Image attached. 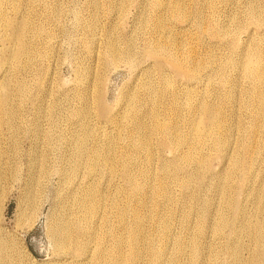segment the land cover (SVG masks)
I'll list each match as a JSON object with an SVG mask.
<instances>
[{"label": "rangeland", "instance_id": "1", "mask_svg": "<svg viewBox=\"0 0 264 264\" xmlns=\"http://www.w3.org/2000/svg\"><path fill=\"white\" fill-rule=\"evenodd\" d=\"M155 1L158 0H6L0 10V22H4L2 17L6 20L0 33V49L12 27L24 19L40 21L44 32L34 38L38 51L36 57L40 59L36 61L35 58L36 70L28 66L19 73L25 84L24 93L12 90L9 95V105L14 112L10 126L2 122L0 111L3 176L0 182V230L7 239L8 250L16 264H94V257L87 262L75 263L76 258L60 254L49 232L55 216L62 211L60 201L65 206L63 211L69 221L77 219L85 223L80 201L91 193L100 195L103 213H112L110 206L113 203L110 201L117 200L118 207L125 211L130 224L135 216L139 217L145 246L152 244L156 249L165 250V254L158 258L160 264H234L236 256H240L241 264H249L253 252L252 257L258 259H251V263L264 264V243L252 240L255 228L238 224L234 209L244 206L246 213L242 218L248 224L262 219L254 210L253 195L244 198L240 191L258 189L259 178L264 175V160L255 162L251 173L233 163L236 157L247 160L252 153L254 144L249 145L248 139L253 134L250 131L253 117L243 113L241 108H244V91L252 88L256 81L254 76L244 78L242 72L230 63L220 67L222 60H238L245 53L251 54L256 47L259 53H264V23L259 27L250 21L251 14L247 15L251 4L264 9V0H159V7L155 6ZM175 3L180 5V9L177 7L175 11L186 14L185 17L175 18L177 14L172 8ZM155 15L162 16L160 30L155 29ZM197 16L205 20V26L213 20L215 27L229 31V34L233 32L232 35L237 33L233 36L238 43L236 48L233 51L227 49L226 37L217 39L214 45L209 40V45H212L206 46L208 38L196 30V23L191 21ZM50 32L51 41L47 45L45 41ZM30 36L28 40L32 42L33 37ZM166 37L183 45L184 52L186 48L188 52L190 49L187 53L191 56L202 57V54L211 53L219 58L210 66L214 69V79L197 82L181 92L177 110L174 100L168 97L176 87L175 83L172 79L164 80L149 56L137 54L133 67L124 63L107 66L102 60L108 46L118 49L133 45L139 51L148 41ZM10 52L11 59L3 69L11 71L8 78L18 79L20 68L13 61L16 49L12 47ZM40 79L41 84L38 82ZM150 87L159 100L162 97L160 107L148 101ZM77 91L87 93L89 97V114L84 119L89 125L87 130L83 120L75 115L83 105V101L76 97ZM228 93L229 101L226 100ZM97 96L101 97L102 107L109 111L106 119L98 114L102 107L99 108L96 102ZM155 108L159 109L157 120L152 118ZM210 114L215 115L214 121L209 122ZM136 122L148 127L146 149L139 148L144 137L137 130ZM157 123L171 125L174 143L166 144L169 148L160 143L163 139L156 130ZM196 127L212 132L203 145L198 143ZM263 132L255 134L257 139ZM179 135L182 138H176ZM81 139H84L86 154L78 164L74 153ZM212 139L226 140L223 153L227 152L231 160L224 159V154L212 146ZM236 148H240L239 153ZM184 153L192 156L191 162L182 159ZM108 154L115 160L114 173L101 162L102 157ZM94 155L95 164L92 162ZM203 157L208 158L206 167L209 166L211 173L202 181L206 188L201 180L194 177L185 189L174 181L167 182V177L174 174L178 179L184 178L185 173L183 176L182 172L176 171L180 167L190 168V174L202 176L197 163ZM256 157L264 159V151ZM123 158L133 160L123 163ZM122 164H127L134 178L143 185L140 193L131 192L121 174ZM164 165L169 168L164 169ZM39 168H46V175L39 174ZM62 168L72 174L66 186L62 185L63 177L59 172ZM221 170L222 188L233 205L231 210L226 202H221L215 191L206 192L207 185L220 179ZM88 173L95 175L92 178L95 179V187H84V183L91 180ZM244 173L246 183L232 192ZM8 174H13V178ZM31 176L43 186L38 187L34 201L27 196ZM160 182H165L171 194L170 202L156 197ZM71 192L74 193L72 198L63 197ZM203 199L209 200L205 207ZM220 203L223 208L219 212ZM32 205L34 210L31 215L29 209ZM189 205L197 211L187 213ZM199 210L206 217L203 226L199 223ZM170 215L172 218H169ZM164 221L169 222L165 234L161 228ZM90 222L95 220L92 218ZM120 234L124 235L122 230ZM177 238H181V252L176 251ZM237 238L241 243L239 248L236 247ZM193 240L202 251L195 263H191ZM108 243L111 239L106 236L104 246ZM95 246V242H91L90 250ZM150 259L151 254L147 252L138 263L149 264Z\"/></svg>", "mask_w": 264, "mask_h": 264}, {"label": "bare ground", "instance_id": "2", "mask_svg": "<svg viewBox=\"0 0 264 264\" xmlns=\"http://www.w3.org/2000/svg\"><path fill=\"white\" fill-rule=\"evenodd\" d=\"M5 3H6V0H0V10L3 9ZM39 3L41 4V2ZM160 4H161V1L159 0L155 1V6L159 7ZM177 7H179L180 9V5L178 3H175L174 6L172 7L173 11L177 14L175 18L178 19L180 17L182 18L185 17L186 14H182L179 11H175V9L177 10ZM210 8L213 9L212 4H210ZM248 8L250 9V13L247 15L251 14L250 21L259 27L262 26L264 23V9H259V6L254 5V4H251ZM249 9L247 12H249ZM14 11L16 10L14 9ZM55 14H57V11ZM154 18L156 20L155 29L160 30L163 26L162 16L155 15ZM2 20L4 22L2 23L0 22V33H1L3 26L6 24V20L3 19V17H2ZM191 21H194V23H196L195 24L197 25L196 28L198 27V29L196 30H199L203 36H206L208 38V41L206 43L203 40L206 46L208 45L210 47L212 45V44L209 45L210 41H212L213 45L216 44L217 42L216 40L218 39L219 41L221 37L222 39L226 37L225 43L227 45L228 50L233 51L238 45V43L236 42V39L233 37L237 33L235 35H232L233 32H231L232 33V34L230 33L232 35L231 36L228 33L229 31L226 32V31L219 29V27H215L213 20H210V24H206V26L204 25L205 20L202 19L200 16H197L196 18H192ZM202 24L205 27H203ZM86 30L87 29H85V31ZM51 32L47 33V37H46L47 40L45 41L47 45L51 41V35H52ZM43 33H44L43 27L40 21L31 22L28 19H24L12 27V30L7 35L6 40L2 44V48L0 49V55L2 56L0 57L1 58L0 60V111L2 112V122L6 124L7 126L11 125V121H12L13 114H14L13 110L11 109L9 105V95L12 90L18 94L24 93L25 84H24L23 79L21 78L22 77L21 74L19 73H21V69L23 67H28V66H30L29 69L36 70L35 62L40 59L36 57L38 55V51L35 45L36 40H34V38L40 37ZM29 35H31L30 37H33L32 42L28 40ZM227 37H229V39H227ZM176 43L177 42H175L172 38L166 37L164 39H158L153 42L148 41L146 44L143 45V47L139 51L133 45L121 46L118 49L112 46H108L104 50V58L102 60L104 64L107 66H116L119 63H124L125 65L133 67L135 63L134 58L136 57L137 54H143V55L149 56L153 65L157 67L159 72L164 77V80L166 81L168 79H172L173 81L172 83H175L176 87L171 93H169L168 97L174 100V108L175 110H177L178 108L177 99L180 96L181 92L186 91L189 87H193L194 84L197 82H202L205 80H208V82H211L214 79V75L212 74L214 72V69L211 68L210 66L212 62L218 61L219 58H217L215 55L211 53H208L206 56L202 54L203 55L202 57L191 56L188 54L190 52V49H188L189 50L188 52L186 48V51L184 52L183 50L185 49L184 47H182L183 45L181 46V44H176ZM219 43L220 42H218V44ZM246 46L247 45H244V47ZM12 47L16 49V53L15 55H13V61H15L18 67L20 68L18 71V75H19L18 79L8 78L9 74H11L10 73L11 71L8 69H3L4 65L8 62L9 59H11L10 50ZM256 48L252 51L251 54L247 55L245 53L238 60L234 61L230 59H225V60H222L220 63V67H224L228 63H230L233 68L238 69L239 71L242 72V75L244 78L247 76L248 77L254 76L255 81H256L255 84L252 86V88L246 89L244 91V100H243L244 108H241V111L243 113L250 114L253 117L252 125L250 127V131L253 134H250V139H248V142H249V145L254 144L253 145V147L255 146L254 151L252 147V153L249 159L242 160L238 156L234 159V162H233L235 166L241 165L243 169L246 168L248 172L250 173L253 171L252 165L255 162H261L264 160V159H260L256 157V155H262L264 151V132L262 131V128H264V53L262 54L259 53ZM23 56L25 57L24 61H22V58H24ZM35 58H37L36 61H35ZM41 80L42 79L38 81L40 84L42 82ZM223 81L224 79H222V82ZM76 97L79 100L83 101V105L80 106V108L76 110L75 115L77 116L78 119L83 120L84 128L87 130L89 125L84 119H86V117L89 114V103H88L89 97L87 93H83L81 91L76 92ZM147 99L150 103L154 104L156 107L161 106L162 97L159 100V98H157V95L154 94V90L152 89V87L148 89ZM226 100L227 101L230 100L229 93H228V97ZM96 102L99 108H101L102 101H101L100 96H97ZM168 103L172 105L171 100H169ZM200 107L202 108L203 106L201 105ZM108 112L109 111H106V109L102 107L99 110L98 114L101 117H104L106 119L108 116ZM158 114H159V109L155 108L152 112V118L154 120H157ZM111 118H112V114L110 115L109 119L111 120ZM208 118H209V122L212 119L214 121L215 115L210 114ZM130 119H132V113L130 115ZM54 123L56 124V122ZM55 124L53 127H55ZM135 124L137 125V130L139 132H142L143 137H144L143 144L141 143L139 145V148L142 149L143 147L146 149L148 148V141H147L148 127L141 125L138 122H136ZM12 130L13 128L11 129V131ZM156 130L163 139L162 141H160L161 145L166 148H169L166 144L172 145L174 143V138H172L171 125L157 123ZM195 130L197 132L198 143L201 145H203L206 141H208V136L212 133L211 131H208V130L199 129L198 127H196ZM258 132H263V134L259 137V139H257L255 135ZM51 134L52 133H50V135ZM98 134L101 135V131H99ZM176 138H182V136L179 135V136H176ZM129 141L131 143H135L134 141H131V140ZM83 142H84V139H81L78 142V149H76L74 153V158L78 161V164H80L84 160V157L86 154V151H84ZM211 143L214 148L217 147L216 150L218 152L223 153V149L226 144L225 139H212ZM236 151L239 153L240 148H236ZM223 154H224L223 155L224 159L231 160V157H228L227 152ZM182 159L185 160L186 162H191L192 156L189 153H184L182 155ZM132 160L133 159L131 158H123L122 162L126 163ZM92 162L93 164L96 163V155H94ZM101 162L104 166H109V171L111 173L115 172L114 166H113L115 164V160L110 154H108L104 158L102 157ZM207 162H208V158L203 157L197 163L199 172L203 174L202 176H200L197 173L190 174L189 173L190 168L184 169V167H180L176 171L182 172L183 176L185 173L184 178L178 179L174 174L173 177H170V176L167 177V182L174 181L180 188L185 189L188 187L193 177L196 178L197 180H201V182L205 181L208 177H210V174H211L208 170L209 166L206 167ZM163 168L167 169L169 168V166L164 165ZM73 169H75V166L72 167V170ZM65 170L66 169H63V168L59 170L60 175L63 177V182H62L63 186H66L70 178V175H72L70 172H66ZM38 172L39 174H42L44 176L46 175V168H39ZM51 174L47 176H50ZM121 174L123 176V179L130 186L131 192L140 193L142 189H144L141 182L136 180L134 176L131 174V171L129 167L127 166V164H122ZM8 175L9 177L13 178V174H8ZM222 175H223V170L219 172L220 179L218 181L211 182L212 185H207L208 190H206V192L215 191L219 199L221 200V202L222 200L226 202L227 208L231 210V208H233V205L230 201L228 194H225L222 188V183H221ZM88 177H90L91 180H88L86 183H84L85 184L84 187L85 186L95 187L96 186V183L94 181L95 179L94 180L92 179L95 177V175H91L90 173H88ZM2 178L3 176L1 173V164H0V182L2 181ZM30 180L31 182L28 185L27 196L34 201L36 197V192L37 190H39L38 187L41 186L42 182L38 181L36 177L33 178L32 176ZM259 180H260V185L258 189L252 192H250L248 189L246 191L242 190L240 191V193L244 198L245 197L247 198L249 194L253 195L254 210L262 217V219L248 224L244 222L242 218V216L246 213V209L244 208V206L241 205L239 208L235 207L234 209H235V213L238 215L236 218L237 223L238 224L242 223L244 225L252 226L253 228H255L256 234L252 236V240L257 243H264V175L261 176ZM245 183H246V179H245V173H244L243 178L239 182H237V184L233 187L232 192H235L239 185H244ZM164 184L165 182H160L157 193H156V197H159L161 200H165L166 202H170L171 194L169 190L167 191L166 185ZM202 186L206 188L204 182H202ZM38 193L41 194V192L39 191ZM73 195L74 193L71 192L68 196H63V197L68 199V198H72ZM73 201L76 202L75 199H73ZM110 202L113 203V206H110L112 213H103V211L101 210L103 206V201L100 195L98 193L88 194L84 199L80 201V210L82 213V218L85 221V223H81L77 219L69 221V219L67 218L66 212L63 211L65 206L60 201V208L62 209V211H59V213H57V215L55 216V221L52 223L51 229L49 231L51 239H52L51 241L53 242L56 250L60 254L76 258L77 261L75 263L87 262L90 257H94L95 259L94 264H139L138 260L144 254L149 252L151 254V259H150L149 264H160V262L158 261V258L165 254V250L156 249L152 244L145 246L146 244L144 243V239L142 236L143 228L140 223L139 217L135 216V218L133 219V223L130 224V222L126 218L125 211L118 207L117 200H111ZM208 202H209L208 199H203V206L204 207L207 206ZM189 203H192V201H189ZM222 208L223 207L220 203L218 207L219 212L222 210ZM23 209H24V206H23ZM29 210L31 211L30 213L32 215V211L34 210V205H32ZM194 211H197V210H195L192 207V205H189V207L187 208V213L194 212ZM110 217H113L112 219H114L113 221L114 223H112V219ZM92 218L95 220V222H90ZM169 218H172V215H170ZM198 218H199L200 225L203 226L205 224L206 217L202 210L198 211ZM161 228H162V232L165 234L169 229V222L164 221L162 223ZM121 230L124 233L123 236H121L120 234ZM215 230L217 231L219 229H215ZM106 236L110 237L111 239V243L110 244L108 243L109 244L108 246H104V240ZM239 240H240L239 238L236 239L237 248L241 246V243L239 242ZM91 242H95L96 244L93 250H90L89 248V244ZM126 245L128 246L127 249H125ZM176 251L177 252L182 251L181 238L176 239ZM201 253H202L201 247L195 240H193L192 247H191V263H195L196 260L199 259ZM253 253L251 254L249 258L250 259L249 264H252L251 259H258V258L252 257L254 255ZM233 263L241 264L240 256H236L233 260ZM0 264H16L15 259L13 258L12 254L8 250L7 239L4 236V234L1 232V230H0Z\"/></svg>", "mask_w": 264, "mask_h": 264}]
</instances>
